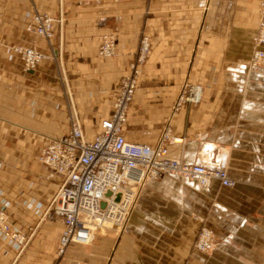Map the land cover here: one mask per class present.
Listing matches in <instances>:
<instances>
[{"label":"crops","instance_id":"crops-1","mask_svg":"<svg viewBox=\"0 0 264 264\" xmlns=\"http://www.w3.org/2000/svg\"><path fill=\"white\" fill-rule=\"evenodd\" d=\"M261 1L0 0V208L31 234L21 246L0 233V264H264V63L250 64ZM37 11L56 19L50 41L26 28ZM104 33L116 34L113 57L98 54ZM143 34L152 48L126 139L155 145L169 122L170 157L225 155L235 185L150 180L124 232L72 242L58 256L64 225L45 215L61 178L38 153L68 131L71 114L88 134L111 115ZM15 44L51 58L26 71ZM187 81L201 84L204 98L172 115ZM203 226L217 240L211 252L194 246Z\"/></svg>","mask_w":264,"mask_h":264},{"label":"built area","instance_id":"built-area-1","mask_svg":"<svg viewBox=\"0 0 264 264\" xmlns=\"http://www.w3.org/2000/svg\"><path fill=\"white\" fill-rule=\"evenodd\" d=\"M55 21L50 13L37 11L26 28L50 41L54 37ZM99 41V56L108 58L116 55L115 33H104ZM254 43L250 64L257 67L264 63V0L260 3ZM151 48L150 37L143 34L129 72L121 78L117 87L111 115L101 119L92 134L86 133L80 119L71 114L68 131L61 137L50 139L40 148L38 161L61 178L60 188L45 215L48 219L61 220L64 225L57 247L58 256H63L72 242L90 244L97 235L124 232L138 192L150 180L172 174L197 180L202 188H207L212 179L219 180L224 186L235 185L228 174L225 155L212 161L200 155L193 163L170 157L173 128L169 122L155 145L126 139L125 124ZM12 50L23 60L26 71L51 58L47 52L27 45L15 44ZM203 98L204 87L201 84L184 82L173 105L172 115L185 104H199ZM108 191L112 192L111 196L106 195ZM103 201H106L105 207H102ZM0 233L21 246H26L31 237L13 224L10 215L2 208ZM194 246L202 252L214 250L217 240L212 229L203 226Z\"/></svg>","mask_w":264,"mask_h":264},{"label":"water","instance_id":"water-1","mask_svg":"<svg viewBox=\"0 0 264 264\" xmlns=\"http://www.w3.org/2000/svg\"><path fill=\"white\" fill-rule=\"evenodd\" d=\"M106 195L107 196H111L112 195V192L111 191H108L107 193H106ZM119 197H120V194H118V196H117V199L119 200ZM106 206V201H103L102 202V207H105Z\"/></svg>","mask_w":264,"mask_h":264},{"label":"rangeland","instance_id":"rangeland-1","mask_svg":"<svg viewBox=\"0 0 264 264\" xmlns=\"http://www.w3.org/2000/svg\"><path fill=\"white\" fill-rule=\"evenodd\" d=\"M141 80H142V78H141ZM182 86V85H181ZM181 88V87H180Z\"/></svg>","mask_w":264,"mask_h":264}]
</instances>
